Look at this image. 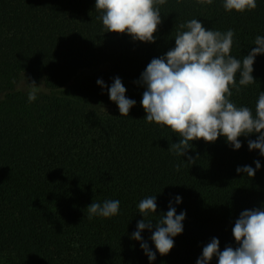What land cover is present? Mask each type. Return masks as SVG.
Returning a JSON list of instances; mask_svg holds the SVG:
<instances>
[{"label": "trees", "instance_id": "1", "mask_svg": "<svg viewBox=\"0 0 264 264\" xmlns=\"http://www.w3.org/2000/svg\"><path fill=\"white\" fill-rule=\"evenodd\" d=\"M256 3L237 13L226 11L224 0H165L157 5L155 42L146 43L107 32L96 0H0V264H197L214 237L221 251L238 246L232 229L241 212L264 209V156L249 149L257 134L241 136L239 150L221 136L174 154L171 144L180 137L145 120L141 75L175 47L176 33L186 30L180 25L192 19L207 30H234L231 56L242 61L264 36V0ZM100 67L73 83L78 73ZM116 77L136 102L128 116L109 97ZM253 77L240 86L238 73L241 91L230 86L229 99L255 114L264 54L255 58ZM22 81L45 91L29 102L18 88ZM243 166L256 169L255 176L238 173ZM154 195L157 212L148 215L154 227L141 233L156 253L150 261L132 236L144 220L140 201ZM106 200L120 201L118 214L89 219L88 206ZM170 203L186 218L174 248L161 256L151 236Z\"/></svg>", "mask_w": 264, "mask_h": 264}, {"label": "clouds", "instance_id": "2", "mask_svg": "<svg viewBox=\"0 0 264 264\" xmlns=\"http://www.w3.org/2000/svg\"><path fill=\"white\" fill-rule=\"evenodd\" d=\"M165 0H96L95 8L102 12L99 19L107 32L127 34L141 42H155L154 37L161 24L158 4ZM211 3V0H208ZM257 7L256 0H224L228 12L235 10L243 13ZM185 31L175 35V47L166 55L153 58L141 75L146 90L142 96V106L148 123L167 126L180 137L179 143H172L170 150L179 156H185L192 148V142L203 140L216 142L223 136L227 142L239 150L242 145L239 138L257 134L255 141L249 140L250 150H259L264 156V91H261L256 103L255 114L248 107H237L229 99L232 96L230 86H236L239 73V85L247 86L256 82L253 77V65L258 55L264 54V36L255 38V47L250 49L243 60L231 56L234 30H207L197 19L180 25ZM98 85L108 87L102 79ZM28 93L29 102L37 99V87L31 83ZM110 100L118 105L121 116H128L135 100L126 97V88L116 77L108 88ZM188 161L194 164L191 156ZM185 163V162H184ZM256 169L260 162L255 161ZM179 170L181 164H177ZM256 169L251 166L238 167V173L254 177ZM177 204L182 202L175 197ZM144 220L137 223V231L132 238L139 241L142 250L150 261H155L156 253L143 241L141 233L151 231L153 220L149 213L156 214V196L142 199L138 205ZM119 200H106L103 204L93 202L88 206V218L94 216L110 218L118 214ZM155 220V231L151 239L161 256L174 248V237L182 234L186 212L177 214L170 203L166 214ZM237 247L226 246L220 250V241L212 240L203 248L197 264H210L214 257L218 264H264V209L244 210L232 229Z\"/></svg>", "mask_w": 264, "mask_h": 264}, {"label": "rangeland", "instance_id": "3", "mask_svg": "<svg viewBox=\"0 0 264 264\" xmlns=\"http://www.w3.org/2000/svg\"><path fill=\"white\" fill-rule=\"evenodd\" d=\"M104 69V67H100L97 69H92V70H84L80 73H78V75L74 78L73 83H81L82 81H84L85 79H88L92 76H95L96 74H98L100 72V70ZM20 90L22 91H26L27 93H29V91L32 90V88H28L25 84L24 81L21 82V84L18 87ZM45 90L43 87H39L37 89L36 95L38 97V95L40 93H43ZM109 109L107 107H101L99 109V111H103V112H107Z\"/></svg>", "mask_w": 264, "mask_h": 264}]
</instances>
